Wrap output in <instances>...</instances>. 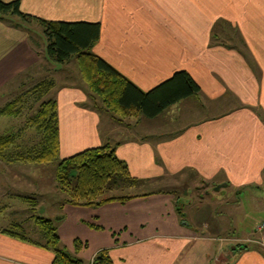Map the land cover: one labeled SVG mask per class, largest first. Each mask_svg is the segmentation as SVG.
<instances>
[{
  "label": "crops",
  "instance_id": "crops-1",
  "mask_svg": "<svg viewBox=\"0 0 264 264\" xmlns=\"http://www.w3.org/2000/svg\"><path fill=\"white\" fill-rule=\"evenodd\" d=\"M20 2L24 14L45 21L100 24V40L92 54L144 93L179 71L188 72L200 86L198 96L150 120V128H138L135 139L124 133L116 156L134 179L160 186L170 182L168 175L176 183L187 174L207 183L221 176L220 184L235 189L236 195L243 187L264 185V0ZM14 22L0 21V111L29 91L27 72L40 61L26 28ZM22 76L15 87L14 81ZM55 85L58 88L57 81ZM60 88V156L66 159L104 146L98 129L101 117L80 112L84 94L70 84ZM189 107L198 111H188ZM132 119L141 124L144 117ZM134 196L98 208L66 207L67 228L88 245L76 254L79 259L91 264L106 250L113 264H204L206 254L193 247L208 241L219 244L217 264H264L263 252L245 244L264 245V232L256 230L248 239L224 236L207 207L214 202H201L206 207L193 218L192 228L179 219L177 198L164 190ZM224 201L228 199L220 200ZM215 231L217 236H207ZM18 232L0 228V264H53L55 254L45 241L29 240ZM64 234L59 232L60 244ZM71 237L67 247L75 253L76 238ZM240 244L246 246L242 252L231 250Z\"/></svg>",
  "mask_w": 264,
  "mask_h": 264
},
{
  "label": "rangeland",
  "instance_id": "rangeland-1",
  "mask_svg": "<svg viewBox=\"0 0 264 264\" xmlns=\"http://www.w3.org/2000/svg\"><path fill=\"white\" fill-rule=\"evenodd\" d=\"M16 19L17 22L21 21L18 18ZM25 28L24 32L30 35L33 50L40 57V61L27 72L25 81L28 84L25 85L26 90H29L32 94L33 87L41 84L42 81H53L55 83L57 81L59 86L52 89L51 93L45 96L44 99L42 98L38 104L32 102L24 104V106L22 104L19 116L16 118H0V135H14L17 138L16 144L6 153L7 157L0 158V228L11 229L14 227L18 229L20 235L25 236L27 239L43 242V229L37 224V220H51L54 227L57 228L58 235L59 232H65L60 249L77 256L67 247L68 238L72 236L71 240L76 238L74 240L77 241L78 236L75 237L77 235L74 233L75 231L67 228L66 220L69 219L67 217L70 216V211L66 208L68 206L64 207L62 205L66 197L59 191L56 180L57 168L64 158L59 156L57 160L49 164H39L35 161L36 158H32V152L40 146L43 137L36 132L34 127L29 126V120L36 115L41 103L57 100L60 86L70 84L74 87V90L84 94V100L80 105L83 111L80 112H94L101 117L98 129L104 146L110 144L116 147L121 142L124 133L135 139L133 135H137L138 128L140 130L150 128L148 122L151 121L144 118L141 124H136L137 122L133 119L125 124L116 122L109 113L103 111L101 100L99 98L94 99L89 94L88 87L84 83L79 70L77 57H73L66 65L52 62L47 57L48 42L42 25L34 20L31 24L25 25ZM22 78L23 76L14 81L15 87H19ZM189 103L184 105H189ZM194 107L198 108V105ZM194 107H189L187 110L189 111ZM194 110L198 111L195 108ZM189 118L194 120L193 116ZM188 120L190 122V119ZM169 129H173L172 126H169ZM82 148L81 151L85 150L84 147ZM165 178H170V182L160 186H155L154 183L151 184L149 181L139 182L137 187L120 191L115 196L150 195L156 193L160 188L164 190L165 194L177 198V205L175 206L178 217L182 224L189 223L192 228H195L193 218L196 217V214L199 215L200 208L203 210L206 207L201 202H214L207 207L210 210L211 219L218 224L217 230H222L225 233L224 236H235L241 239L255 236V231L264 222V185L260 187H243L236 195L233 188L227 187L221 191L216 190L217 187L225 185L220 184V182H223L221 176L208 183L202 180L196 181L192 174H187L184 177L189 181H185L183 178L184 181L182 179L178 181L177 179V183L172 179V176L168 175ZM233 194L235 195L233 196ZM221 199H228V201L220 202ZM60 218H64V220H60ZM217 235L216 231L214 234L207 233V236ZM257 236L262 237L263 233L257 234ZM75 241L73 244H75ZM245 244L249 250L259 249L264 254L263 244L251 242ZM219 248V244L208 241L200 242L193 247V249L204 251L203 253L206 254L207 258L204 260V264H217L215 259ZM225 253L226 255L232 254L230 251Z\"/></svg>",
  "mask_w": 264,
  "mask_h": 264
},
{
  "label": "trees",
  "instance_id": "trees-1",
  "mask_svg": "<svg viewBox=\"0 0 264 264\" xmlns=\"http://www.w3.org/2000/svg\"><path fill=\"white\" fill-rule=\"evenodd\" d=\"M16 18L21 21L17 22ZM9 20L15 21L17 28H24L34 20L38 21L48 42L47 57L52 62L66 65L73 57H77L89 94L94 99L99 98L103 111L121 124L128 119L140 117L154 120L170 107L196 97L201 92L198 83L186 71L176 72L150 92H142L109 63L92 54L91 51L100 40L101 26L98 23L45 21L24 14L20 0L8 3L0 0V21ZM55 87L53 81H44L34 86L32 94L30 91L21 93L16 101L0 111V116L16 118L22 104L40 103ZM29 121V126L34 127L43 137L40 146L32 152V158H36L35 161L39 164L54 162L60 156L56 101L41 103L38 112ZM16 141L14 135H0V158L7 157L6 153L13 148ZM56 180L59 191L66 197L62 205L75 208H98L135 199L137 197L133 195L117 197L115 194L126 189L131 190L141 182L131 176L126 164L116 156L115 147L110 144L88 149L62 160L57 168ZM37 224L43 229L45 246L55 254L53 264H87L77 256L60 249V237L51 220L40 219ZM87 246L79 240L75 241V254ZM91 264H113V261L109 252L103 250Z\"/></svg>",
  "mask_w": 264,
  "mask_h": 264
},
{
  "label": "water",
  "instance_id": "water-1",
  "mask_svg": "<svg viewBox=\"0 0 264 264\" xmlns=\"http://www.w3.org/2000/svg\"><path fill=\"white\" fill-rule=\"evenodd\" d=\"M228 187V185H222V186H219V187H217V191H221L222 189H225V188H227ZM246 246L245 245H237V246H234V247H232L231 248V250L232 251H241V250H243L244 248H245Z\"/></svg>",
  "mask_w": 264,
  "mask_h": 264
},
{
  "label": "built area",
  "instance_id": "built-area-1",
  "mask_svg": "<svg viewBox=\"0 0 264 264\" xmlns=\"http://www.w3.org/2000/svg\"><path fill=\"white\" fill-rule=\"evenodd\" d=\"M260 232H264V222L261 223L260 227L258 228Z\"/></svg>",
  "mask_w": 264,
  "mask_h": 264
}]
</instances>
